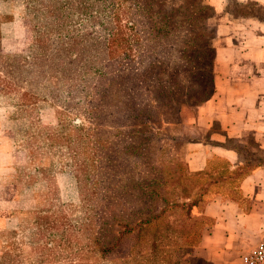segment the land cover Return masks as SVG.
Returning <instances> with one entry per match:
<instances>
[{
	"label": "rangeland",
	"instance_id": "374dc122",
	"mask_svg": "<svg viewBox=\"0 0 264 264\" xmlns=\"http://www.w3.org/2000/svg\"><path fill=\"white\" fill-rule=\"evenodd\" d=\"M212 15L201 0H0V51L32 64L25 77L42 73L29 85L20 84L37 96L27 107L17 95H0V213L6 218L0 255L21 252L25 264L36 263L30 242L35 229H70V247L61 251H75L88 243L77 231L85 223L88 236L99 237L101 264L129 260L141 236L137 220L123 215L134 205L144 209L149 197L152 209L166 205L159 226L145 228L147 237L156 229L161 238L156 264H200L185 253L211 221L195 215L194 207L187 214L171 204L183 201L181 189L190 178L186 113L211 93ZM100 72L104 87L98 85ZM103 89L112 113L122 108L128 120L116 128L109 117L105 127L98 124L103 128L98 133L95 117L90 121L91 97ZM183 92L188 98L181 104ZM82 126L84 142L77 148L76 129ZM79 163L85 177L78 176ZM102 181L111 189L109 202L116 196L114 185L129 183L150 185L166 204L141 190L123 189L124 212L115 203L105 229H98L104 234L94 235L91 220L100 206L93 185ZM119 237L110 252L102 251ZM58 259L68 261L65 255Z\"/></svg>",
	"mask_w": 264,
	"mask_h": 264
},
{
	"label": "crops",
	"instance_id": "0c3cea01",
	"mask_svg": "<svg viewBox=\"0 0 264 264\" xmlns=\"http://www.w3.org/2000/svg\"><path fill=\"white\" fill-rule=\"evenodd\" d=\"M213 15L212 91L185 116V166L208 185L194 255L243 264L264 243V0H201ZM210 192V193H209ZM6 218L0 213V229Z\"/></svg>",
	"mask_w": 264,
	"mask_h": 264
},
{
	"label": "trees",
	"instance_id": "16d2710c",
	"mask_svg": "<svg viewBox=\"0 0 264 264\" xmlns=\"http://www.w3.org/2000/svg\"><path fill=\"white\" fill-rule=\"evenodd\" d=\"M28 65H32V64H30V62L27 60L22 62L20 61V59L17 58V56L10 54L6 55L0 51V95H6V96H11L13 94L17 95L20 101V105H22L23 107H27L28 104L32 102L31 100L35 99V97L37 96L33 93L32 90L25 89V87L21 86L20 84L24 83L29 85L30 81H34V80L36 81V79L42 77V73H35V71H31L34 72V77L31 78L25 77L22 73L29 71L27 67ZM99 76L101 78L98 82V85L103 86V77L105 76V72H100ZM105 92L106 90L103 89L100 92L98 91L94 93L93 97H91L92 110H90L91 113L90 121H92L93 117H95L94 123L96 125L94 129L96 130L99 129L97 130L98 133H102L101 131L103 129L99 127L98 124L105 127L107 119L109 117H111L112 119V116H114L113 121L114 123H116L115 124L116 128H119V126L124 127L123 122H126L128 120L126 114L122 111V108H120V111L118 110L112 113L111 107L108 104L109 98ZM187 93L188 92H183L181 94V97L179 99L181 104L187 102V98H188ZM173 109L174 111L176 110V105L175 106L173 105ZM76 130L80 133L79 145H77L78 146L77 148H79L83 146V142H84V138H83L84 127L83 126L79 127ZM96 144L99 145L100 147H103L104 142L102 140L101 141L98 140V143ZM81 166L82 163H79L78 176L80 177L82 175L85 177L87 172ZM187 173L190 176V178H187L188 179L187 184H185V186H182L181 189V192L185 193L183 196H181V198H183V201H181L180 203L174 201L172 202L171 205L174 207L178 206L185 209L186 213L188 214L191 208L193 206H197L198 203L201 201V199L205 196L208 190V185L202 182V176L200 174H191L188 171ZM192 177H197V179H192ZM103 182L104 181L98 182L95 183V185H93L92 195L94 198H96L95 201H97V203L100 206V208H97L95 210V220L94 219L91 220V226L94 229H96L94 231L95 232L94 235L102 236V234H104L103 230H98V229H105L107 221L110 219L109 216L111 215L113 210H116L117 207V206L115 207L116 204H118L119 206V208L117 207V209H119V211H121L122 213L124 212L125 207L121 203L123 202L122 201L123 199L122 198L119 199L120 198L119 194L123 189L125 190L129 188L134 194L138 193V191L141 190L143 191V193L145 192V194L150 195V197L155 196L156 200L159 201L161 200V203L166 204L165 199L160 198L159 192L150 185L140 186L143 187L140 188V187H136V185H132V184L129 185V183L124 185H120V184L114 185L113 191L116 194V196H114L109 202L108 191H110L111 189L109 190L107 184ZM135 183H138L139 185H143L140 184V182H135ZM148 199L149 197L146 199V202L142 205L144 209L138 207L137 205L136 206L134 205L128 217H125V215H123V219L137 220V222L134 224V227L140 229L138 235L139 237L141 236V243L137 247V249H135V254L129 260L127 259L124 261L121 260L122 262L110 261L107 264H128L133 261H143V260H144L143 261L144 264H156V262L161 259L160 258L161 250L159 249V243H158V241L161 238L157 237L158 230L156 229L152 230L150 237H147L148 229L145 228H147L148 226L157 228L159 226L157 220L161 216L166 205H164V207H158V208L154 207L153 205V209H152V204H151L152 199L149 200V203L147 204ZM187 199H189L190 201H186ZM108 204L111 205L108 206ZM122 225L127 226L128 222L123 221ZM83 227H85V223H82L81 224L82 229H77V231L80 237L87 238L88 243H86L85 246H87L88 248L86 249L85 246L79 245L77 250L75 251L71 250L68 251V253H64L61 250H66L68 247H70L69 244L71 243V236L73 234V232L70 231V229H57V230L35 229L30 234V242L34 244L33 251L37 253V261L34 264H101L97 260V254H98L97 246H98L99 237L96 236V238L91 239L90 236H88L89 232H91L90 229H84ZM126 229L128 228L126 227ZM50 238L56 241V243L53 246H48L47 241ZM119 239L120 237L117 238L116 242L113 243L111 246H107L103 248L102 251L110 252L111 249L116 246V243L117 241H119ZM189 239L191 241L193 239V235H190ZM63 245H65L64 248L62 247ZM192 247L193 246H190L189 251L188 252L186 251L185 253L188 255L189 259L194 263L201 264L202 262H205L204 260L194 255V248ZM63 255H65L66 259H68L67 263H63L58 259V257ZM89 259L94 260V262L93 263L87 262V260ZM0 264H25L24 254L22 255L21 252L17 254L3 253L0 255Z\"/></svg>",
	"mask_w": 264,
	"mask_h": 264
},
{
	"label": "built area",
	"instance_id": "2783aa9c",
	"mask_svg": "<svg viewBox=\"0 0 264 264\" xmlns=\"http://www.w3.org/2000/svg\"><path fill=\"white\" fill-rule=\"evenodd\" d=\"M243 264H264V243L259 242L252 252L242 256Z\"/></svg>",
	"mask_w": 264,
	"mask_h": 264
}]
</instances>
